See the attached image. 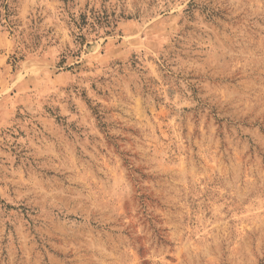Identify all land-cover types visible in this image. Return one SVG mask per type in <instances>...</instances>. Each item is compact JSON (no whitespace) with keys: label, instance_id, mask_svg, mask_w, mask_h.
Returning a JSON list of instances; mask_svg holds the SVG:
<instances>
[{"label":"rangeland","instance_id":"obj_1","mask_svg":"<svg viewBox=\"0 0 264 264\" xmlns=\"http://www.w3.org/2000/svg\"><path fill=\"white\" fill-rule=\"evenodd\" d=\"M0 264H264V0H0Z\"/></svg>","mask_w":264,"mask_h":264}]
</instances>
